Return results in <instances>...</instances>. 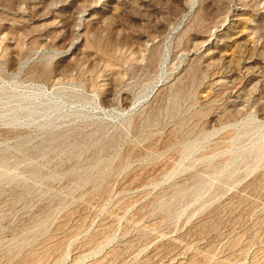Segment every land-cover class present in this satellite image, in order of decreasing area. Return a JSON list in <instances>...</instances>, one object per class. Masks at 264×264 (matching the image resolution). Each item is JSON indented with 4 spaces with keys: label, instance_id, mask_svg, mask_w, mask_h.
Instances as JSON below:
<instances>
[{
    "label": "rangeland",
    "instance_id": "1",
    "mask_svg": "<svg viewBox=\"0 0 264 264\" xmlns=\"http://www.w3.org/2000/svg\"><path fill=\"white\" fill-rule=\"evenodd\" d=\"M0 264H264V0H0Z\"/></svg>",
    "mask_w": 264,
    "mask_h": 264
}]
</instances>
